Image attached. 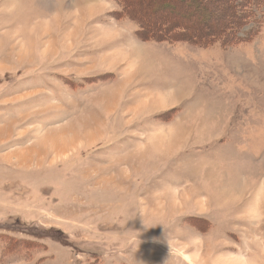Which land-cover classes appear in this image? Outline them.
<instances>
[{
	"label": "rangeland",
	"instance_id": "rangeland-1",
	"mask_svg": "<svg viewBox=\"0 0 264 264\" xmlns=\"http://www.w3.org/2000/svg\"><path fill=\"white\" fill-rule=\"evenodd\" d=\"M204 2L0 0V264H264V0Z\"/></svg>",
	"mask_w": 264,
	"mask_h": 264
},
{
	"label": "trees",
	"instance_id": "trees-1",
	"mask_svg": "<svg viewBox=\"0 0 264 264\" xmlns=\"http://www.w3.org/2000/svg\"><path fill=\"white\" fill-rule=\"evenodd\" d=\"M195 1H198L200 3V7L203 9V11L206 10V12H209L211 13L212 11L210 10L211 7H208V5L206 4V2H204V0H195ZM241 1H245L246 3V7H248V4L251 2V0H241ZM234 7V6H233ZM235 8H233V11H234ZM235 14V12H234ZM210 14H208V17H209ZM233 17V16H232ZM171 27H177L178 28V32L181 33L183 31L182 34H185L187 36L188 39H191L193 41H198L200 40L201 38H204V37H208L210 36L209 32H205V28L206 27H209V24H207V22L204 23V27L201 25H197V31L198 32H193L191 31L185 24V20L181 19V22H176L174 24V26H171ZM229 28H227V31H228ZM217 31V30H215ZM234 31V30H233ZM175 32V31H174ZM211 32H214V29L211 30ZM210 32V33H211ZM223 32V30L221 31Z\"/></svg>",
	"mask_w": 264,
	"mask_h": 264
},
{
	"label": "bare ground",
	"instance_id": "bare-ground-1",
	"mask_svg": "<svg viewBox=\"0 0 264 264\" xmlns=\"http://www.w3.org/2000/svg\"><path fill=\"white\" fill-rule=\"evenodd\" d=\"M56 150V149H55Z\"/></svg>",
	"mask_w": 264,
	"mask_h": 264
}]
</instances>
